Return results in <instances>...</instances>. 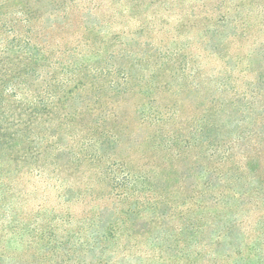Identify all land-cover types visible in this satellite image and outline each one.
<instances>
[{
  "label": "trees",
  "instance_id": "1",
  "mask_svg": "<svg viewBox=\"0 0 264 264\" xmlns=\"http://www.w3.org/2000/svg\"><path fill=\"white\" fill-rule=\"evenodd\" d=\"M201 1L205 6L208 0ZM226 1L210 0V12L206 11L200 29L206 52L199 59L200 67L191 66L187 72L188 63L184 61L182 50H165L162 54L158 47L151 48L150 52L149 42H139L140 36L146 35L149 39L152 36L151 21L146 17L137 19L142 24L136 29L120 34L105 30L100 21L94 22L97 16L89 13L94 19H90L89 29L85 28L87 34L58 54L59 50L51 49L44 27L38 24L45 21L51 30L61 24L72 29L68 12L72 0H52L49 9L45 8L43 0H0L2 180L11 172H5V162L15 165V171L26 169L37 175H42L48 164L65 159L66 154L67 161L80 163L82 152L73 151L78 143L85 153L90 152L91 169L108 188H123L124 192L141 199L142 194L146 196L147 191L154 189L150 182L152 174L166 164L168 179L190 193L183 198L188 209L194 205L197 211L214 210L207 243H203V225L196 226L198 219L188 217L190 229L187 227L182 256L186 264H264V41L260 37L264 33V5L263 15L260 9L261 16L257 7L258 21L252 29L253 23L240 16L244 0ZM140 6L142 3L136 0V4L121 13L140 15L141 11L135 10ZM89 34L94 41L88 39ZM237 42L242 51L233 56L230 47ZM138 44L140 50L135 53L134 47ZM245 44L249 46L244 47ZM158 55L161 73L151 70L152 79L143 85V77H135V68L141 66L146 71L143 66ZM212 61H217L210 68L212 88L205 95L206 107L198 116H195L196 108L185 115L187 118H182L184 107L179 105L180 90L172 91L175 98L170 105L158 106L155 96V101L147 102L155 83L164 92L169 87L171 90L170 78L182 82L187 91L190 85L189 93L197 97L202 89L205 91L201 73ZM159 80H162L160 85ZM138 94L143 95V101L135 108L140 127L154 125V136L162 131L161 137L172 142L168 157L165 155L160 163L154 162L151 174L139 166L136 172L130 167V151L136 140L132 139L134 127L126 122L129 118L126 114L133 112L131 104L136 96L139 99ZM178 118L181 129L189 126L190 130L182 141L177 130L164 135L163 127ZM191 120L199 131L198 136L191 132ZM67 124L79 127L85 135L82 139L71 135L62 147L61 130ZM124 144L127 147L124 148ZM195 145L198 153L194 160L192 158V167H186L180 157L190 153ZM68 166L69 163L64 162L61 168ZM2 190L0 186V193ZM149 201L150 198L145 197L144 202L138 203V209L143 206L147 209ZM251 204L261 216L259 235L253 242H241L243 222L234 217L233 210L245 211ZM5 208L12 210L11 205ZM131 212L137 215L136 208ZM163 214L160 213L159 218ZM88 222L87 229L83 226L76 232L69 230L66 235L54 234V255L60 253L54 257V264H112L113 257L106 256L110 245L105 242L117 241L119 218L106 217L101 210ZM221 222L224 225L221 226ZM199 235L201 239L194 241L195 249L191 251L189 246ZM226 247L228 249L218 257V252Z\"/></svg>",
  "mask_w": 264,
  "mask_h": 264
},
{
  "label": "rangeland",
  "instance_id": "2",
  "mask_svg": "<svg viewBox=\"0 0 264 264\" xmlns=\"http://www.w3.org/2000/svg\"><path fill=\"white\" fill-rule=\"evenodd\" d=\"M72 1L68 10L72 17V29L61 24L56 26L55 30H51L45 21L43 24H38L39 27H44L45 33L49 35L48 41L51 43V49L54 52L59 50L57 53L60 54V51L62 52L66 47L74 45L75 39H80L82 35H86L85 28L88 27L89 29L90 19H94L92 14L98 18V20H94L95 23L100 21L105 30L120 34L128 33L130 29H136L142 24L137 19L146 17L147 21H151L152 36L151 39L146 35L145 37L140 36L138 37L139 42H149L150 52H152L151 48L158 47L162 54L165 50H182V55L186 57L184 61L188 63L187 72L190 71L191 66L196 69L200 67L199 59L206 52L205 45L202 44L200 29L203 27L202 20L206 11L210 12V0L206 1L205 6L204 1L201 0H159L156 3L152 2L153 0H139L142 6L135 10L141 11V14H133L132 16H128L124 12L134 3L136 4V0ZM51 2L52 0H43V4L46 5L45 8L49 9ZM243 3L245 5L240 16L250 20V23H253L251 28L254 29V24L258 21V17H256L257 7L259 8L258 15H263L264 0L263 4L262 0H244ZM260 9L262 10L261 15ZM121 10L125 11L121 13ZM250 35L252 39V31ZM92 36L90 37L89 34L88 39L91 40ZM260 37L264 41V33ZM92 40L94 41V38ZM139 44L134 47L135 53L140 50ZM238 45L237 42L230 47L233 56H238L242 51ZM248 46V44L244 45V47ZM247 49L245 48L246 51ZM216 63L217 61L215 63L212 61L206 65L205 70L201 73L205 91L202 89L196 94L197 97H195V93H189L188 87L190 85H188L187 91L182 82H174L170 78L171 90L169 87V90L164 92L161 88H157V83H155V87L151 88L149 99H145V101H152L155 96L158 106L170 105L175 98L172 91L180 90L179 105L184 107L182 118H187L185 115L187 113L189 115L196 108L198 110H196L195 116H198L201 109L206 107L204 97L210 93L212 88L209 75L213 72L210 68ZM143 68L144 70L147 68V70L143 71L141 66L135 68V77H143L142 84L144 85L152 79L151 70L154 69L155 73H161V70L158 71L159 55L151 58L150 63ZM161 81L159 80L158 85L161 84ZM138 95L139 99L136 96L131 104L133 112L126 114L129 117L126 122L128 121L134 127L132 139L136 140L133 149L130 151V167L133 172L138 171L139 166L142 170H149L151 174L155 169L154 162L160 163V159L162 160L165 155L168 157L172 142L169 143L167 138L161 137L162 131H158V134L154 136L156 131L154 125L149 124L140 127L135 108L139 101H143V95ZM191 97L195 98L192 99ZM195 101L198 103L197 107ZM145 107L147 111L150 109L149 104ZM209 116L207 114V117ZM179 121L180 118L171 119L163 127L164 135L168 136L177 130L179 140L182 141L183 136L188 135L190 130L189 126L181 129V122ZM59 123L60 121L57 120L56 124ZM190 124L192 125L191 132L198 136L199 131H196L192 120ZM61 134L64 140L62 147L66 146L71 135L80 139L85 135L79 127L70 124L63 126ZM124 143L129 144L128 141ZM159 143L160 145L157 147ZM125 147H127L126 144H124ZM191 150L190 153H185L180 157L181 162L186 167H192V158L194 160L198 153V146L195 145ZM73 151L77 154L82 152L79 154L82 157L80 163L67 161L68 155L66 154L65 159H61L59 162L54 161V165L48 164V168L42 175L31 173L26 169L15 171V165L4 163L5 172L11 171L12 173L6 175L4 180H2L3 176L0 175V186L3 187L0 193V257H2V264H54V257L60 256V253L54 255V234L66 235L69 230L76 232L83 226L84 229H87L88 219L96 218L101 210L106 217L119 218L117 241L105 242L107 246L110 245V251L107 252L106 256L113 257L112 264L119 261L120 264H186L187 260H184L182 256L184 255V247H186L187 227L190 229L192 217L198 219L196 226L203 225V243L208 242L206 239L209 236L210 219L214 215V210L197 211L194 209V205L188 209V204L183 203V198L189 196L190 193L184 188L182 189L181 184L177 186V183L168 179L165 172L166 164L164 167L161 165V168L152 174L150 182H152L154 189H151L150 192L147 191L146 196L142 194L140 199L137 195H130L128 191L127 193L124 192L123 188L111 190L104 181L98 179L94 175V170L91 169L92 165L88 160V153L90 152L85 153L80 144H75ZM85 154H88L87 158H85ZM118 156L121 157V154L119 153ZM105 161L106 159L103 162ZM64 162L69 163V166L62 169L61 165ZM109 193H111L110 196ZM104 195V200L100 199ZM147 196L150 198L147 209L144 206L138 209V203L144 202V198ZM10 205L12 210L9 208L7 210L5 207ZM133 208H136L137 215L136 212H131ZM162 212H164L163 217L159 218V214ZM233 212L234 217L243 222L240 226L242 235H239L241 242L255 241L259 235L260 213L253 209L252 204L250 207H246L245 211L233 210ZM222 215L223 213H220V216ZM188 217H190L189 220ZM160 222H163V225L159 226ZM222 225L224 222H221ZM216 227H219V224ZM156 236L158 239L155 240L154 237ZM231 238H234V235ZM200 239L201 237L193 240L192 245L189 246L191 251L195 249L194 241ZM75 242L73 241V243ZM225 249L228 248H223L222 251L218 252V257L224 253L223 250ZM62 258L66 259V257ZM69 264L72 263L69 262Z\"/></svg>",
  "mask_w": 264,
  "mask_h": 264
}]
</instances>
